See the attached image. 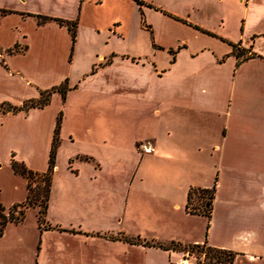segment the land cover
Listing matches in <instances>:
<instances>
[{
    "label": "crops",
    "instance_id": "0c3cea01",
    "mask_svg": "<svg viewBox=\"0 0 264 264\" xmlns=\"http://www.w3.org/2000/svg\"><path fill=\"white\" fill-rule=\"evenodd\" d=\"M81 1L0 0V154L5 162L13 158L32 172L46 168L62 111L56 108L49 119L44 113L53 97L63 100L60 94L51 92L42 107H9L65 82L67 139L82 144L68 163L73 158L91 165L88 183L67 186V225L57 221L44 227L43 237L52 242L39 250L36 264H179L188 252L183 247L193 244L234 252L230 264H264V0H209L214 15L215 5L221 8L213 26L192 21L188 13L164 10L169 21L192 37L168 47L152 40L153 50L143 55L97 53L76 76L72 67L78 60L70 57L74 40L66 23L81 15ZM230 1L237 7L240 30L234 39L221 31L229 20L225 6ZM203 6L194 4L192 10ZM231 44L242 54H232ZM56 48L62 68L55 64ZM75 116L78 137L70 122ZM8 122H14L13 130L2 132ZM27 122L38 123L35 133L24 138ZM40 136L46 157L41 156L45 166L38 171L22 151L26 147L35 155ZM105 155L112 165L117 162L111 170L129 174L142 187H126L123 178L106 205L99 197ZM73 171V177L82 175L81 169ZM209 188V217L187 212L189 189ZM96 193L100 201H90ZM194 216L206 220L202 235L180 223L181 217ZM125 238L172 241L182 249Z\"/></svg>",
    "mask_w": 264,
    "mask_h": 264
},
{
    "label": "rangeland",
    "instance_id": "374dc122",
    "mask_svg": "<svg viewBox=\"0 0 264 264\" xmlns=\"http://www.w3.org/2000/svg\"><path fill=\"white\" fill-rule=\"evenodd\" d=\"M142 1L141 5L136 4L135 1L132 0L81 1V15L76 19L73 37L74 44L70 52L71 59L77 58L78 60V63L76 62L72 67V73L74 75L76 74L77 76L81 71L88 69V67H90L87 66L89 60H96L97 53H106L107 51L114 50L117 53H139L143 55L153 50L151 47L152 40L168 47L169 45L176 44V42L183 37L191 38L192 32L183 26L176 25L173 21H169V17L163 14L164 10L184 14L188 13V17L192 21H199L213 26L217 17V10L221 9L215 5L216 14L214 15V11H212L211 8L209 9V4H206L210 3L209 0ZM144 1L149 4H145ZM199 3L201 5L204 4L201 8L202 10H192V6L194 4L197 6ZM225 8V12L227 10L230 11L229 15H225L229 20L226 25L222 27L221 31L234 39L237 34L240 33L237 24V7L230 1ZM112 25H117L118 27V29L115 28L116 30L114 32L108 30ZM202 38L205 41L210 40L208 37H201V39ZM54 55L55 64L56 67H58V62L62 57L57 48L55 49ZM59 68H62V66H59ZM56 85H58V83L55 84V86ZM53 93H57V91ZM73 95L76 97L78 93H73L71 96ZM64 96L62 98L63 100L58 99V97H53L51 104L44 113L45 119H49L50 115L55 113L56 108H60L62 111V122L57 137L58 143L54 153V167L51 172V184L47 207L40 224L37 222L38 208L37 206L31 205V202H36V199L40 200L43 179L40 175L28 174L27 179L30 185V191L26 201L25 177L15 174L10 167V163L5 162L3 153L0 154L2 160L0 165V202L4 208L3 213L6 214L5 212L16 203H18V205H24V207H16L12 214V216H15L17 211L21 208L23 210L21 219L18 221H7L3 228L5 229L4 235L0 237V264H36L39 250H41V248L44 249L45 246L48 248L49 244L52 242L51 237L48 238L46 235L43 237L44 227H50L58 222L62 225H67V186L82 184L88 181L86 180L88 176L87 168L91 165L88 163L80 164L73 158L68 163L69 155L80 149L82 144L79 140L70 141L67 139V101H65L67 94L65 97ZM74 114L77 115L78 112ZM70 122H74L72 123V128L74 127L75 135L78 137V135H80V129L76 126L79 122L78 118L76 117L73 121L72 117ZM27 123H29V125H23L24 138L35 133L34 128H36V123L38 122ZM40 123L45 125L46 122L41 121ZM13 128L14 122H8L2 132H11ZM43 141V138L40 136L38 142L35 143V155L27 151L26 147H24L22 151V154L28 157V162L32 164L31 168L38 171L44 169L45 166L44 159H42L46 157V150H43ZM39 157L41 160H39ZM127 161H124L126 166L128 165ZM101 162V166L104 168L101 178V182L103 183V188H101L103 192H101L99 197L102 199L103 203L105 202V205L107 201L110 202L111 200L112 190L113 193L117 195L116 184L121 187L123 178L125 180L123 182V184H125L124 186L128 187L129 183L131 186L133 183H136L139 185V188H142L141 183L135 180L130 181L129 174L123 176V173H115V171L111 170L115 169V164H117V162L114 161L112 165V159L109 156L105 155L104 160H101ZM23 163L27 164L24 161ZM74 169H77L78 173H80L81 169L82 175L73 177L75 172L73 171ZM208 194V191L203 192L192 189L187 200L188 208L196 211L205 210L203 204L208 200ZM120 197L122 198V196ZM94 198L97 199V193L94 196H89L90 201ZM176 213L175 211L173 212V214ZM175 218L179 217L174 215V219ZM182 219L184 221H182ZM180 223L184 227L195 228L197 231L194 235L198 236L204 234L203 231L206 228V220L203 217H181ZM261 240L264 246V234ZM59 244L64 246L62 243ZM174 249H182V246H175ZM183 250L189 251L192 257L200 263L206 264L214 262L213 259H209L208 256H210L211 253H209L208 248L204 244H198L196 246L187 245ZM204 253H206L205 255H207V257ZM132 256L134 259L138 258V254Z\"/></svg>",
    "mask_w": 264,
    "mask_h": 264
},
{
    "label": "trees",
    "instance_id": "16d2710c",
    "mask_svg": "<svg viewBox=\"0 0 264 264\" xmlns=\"http://www.w3.org/2000/svg\"><path fill=\"white\" fill-rule=\"evenodd\" d=\"M133 1H135V3L138 5L142 4V2L140 0H133ZM59 22H61V21H59ZM75 25H76V21H69L66 23L67 30L69 31L72 39L74 37ZM230 46H231V53L232 54H234L235 56H239L242 54V52H240L235 45L231 44ZM66 90H67V87L65 85V82H62L61 84H59L57 86H53L47 90L41 91L39 94V97L37 99L27 100V101L23 102L21 106H18V107L12 106V107H9V109L11 111H17V110H26L29 107H42L43 105H45L48 102L49 95L51 94V92L57 91L60 94L61 98H63ZM58 124H59V117H57L56 122H55L54 132H53V136H52V140H51V144H50V149H49V153H48L47 165H46V168L42 172H32L31 170L27 169L21 162H17L14 160H11V162H10V166H11L12 171L14 173L21 175L22 177H25V180H26L25 200L26 201L29 197V191H30V185H29L28 179H27L28 174L32 173L35 175H40V177L43 179L42 180L43 182L41 185L40 200L36 199V202H31V205L37 206V208H38L37 222L39 224L43 220V214H44L46 207H47L48 194H49L50 184H51V172H52V169L54 167V153H55L56 145L58 143V138H57ZM191 190L192 189H189V191L187 192V200H188V197H189ZM197 190H200L203 192L208 191V193H209L208 194V200L203 204V207L205 208V210H197L196 211L194 209H189L187 206V201L185 203V210L189 213H197V214L203 215L204 217L208 218L209 214H210V200L213 196V189L209 188V189H197ZM16 207H24V205L23 204L18 205V203H16V204L12 205L5 212L6 214H4L3 213L4 208L0 204V235H1L3 228H4L7 221L8 222L9 221H18L19 219H21L22 214H23V210L21 208H20V210L17 211V214L15 216H12L14 209ZM124 240L128 241L130 243L142 244L145 246L160 247L163 249L174 248L175 246H178L177 243L172 242V241L167 243V244H161L159 242L141 240L139 238H136V239L125 238ZM192 246H196V244H193ZM185 247L186 246H184L183 248H185ZM208 251H209V253H211L210 256H208L209 259L210 260L213 259L214 262H209L206 264H230L235 257V253L230 251V250H223V249H218V248H208ZM188 253L191 254L189 251H188ZM205 254L206 253H204V255ZM205 256L207 257V255H205Z\"/></svg>",
    "mask_w": 264,
    "mask_h": 264
},
{
    "label": "built area",
    "instance_id": "2783aa9c",
    "mask_svg": "<svg viewBox=\"0 0 264 264\" xmlns=\"http://www.w3.org/2000/svg\"><path fill=\"white\" fill-rule=\"evenodd\" d=\"M142 150L147 152V151H149V148L148 147H142ZM178 263L179 264H202V263L198 262L197 260H195L193 257H191L188 252H186V254H183V255H181V257H179Z\"/></svg>",
    "mask_w": 264,
    "mask_h": 264
}]
</instances>
